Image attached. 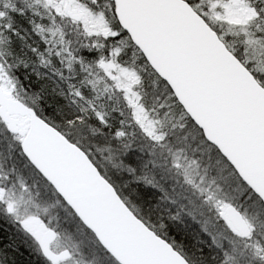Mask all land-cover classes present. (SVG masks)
Segmentation results:
<instances>
[{
  "label": "snow or ice",
  "instance_id": "6c2138e0",
  "mask_svg": "<svg viewBox=\"0 0 264 264\" xmlns=\"http://www.w3.org/2000/svg\"><path fill=\"white\" fill-rule=\"evenodd\" d=\"M0 264H264V0H0Z\"/></svg>",
  "mask_w": 264,
  "mask_h": 264
}]
</instances>
